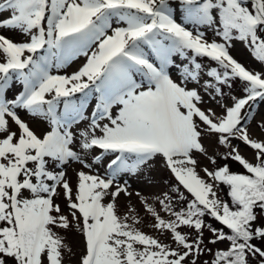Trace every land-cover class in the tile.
I'll return each mask as SVG.
<instances>
[{
	"label": "snow or ice",
	"instance_id": "6c2138e0",
	"mask_svg": "<svg viewBox=\"0 0 264 264\" xmlns=\"http://www.w3.org/2000/svg\"><path fill=\"white\" fill-rule=\"evenodd\" d=\"M237 44L264 65V0H0V264H264V71ZM157 160L151 235L118 201Z\"/></svg>",
	"mask_w": 264,
	"mask_h": 264
},
{
	"label": "rangeland",
	"instance_id": "374dc122",
	"mask_svg": "<svg viewBox=\"0 0 264 264\" xmlns=\"http://www.w3.org/2000/svg\"><path fill=\"white\" fill-rule=\"evenodd\" d=\"M7 35L11 36L14 40H20L22 39L21 36H19L16 33H7ZM233 55L236 56L237 59H239L241 62H243L247 67L251 69H255L256 71H264V65H260L259 63L255 62L246 52V50L239 44H237L236 49L233 52ZM83 62V57L77 58L74 60L70 66L66 69V71L70 74L71 72L77 70L79 66ZM225 92L227 94V89H225ZM232 94L239 95V84L236 85V87L233 88ZM202 107H212L214 111H216L218 114L222 111V109L215 103H205L202 105ZM91 111V109H89ZM25 119H28V117H24ZM261 117L259 115L256 116V120L259 121ZM34 128H36L37 131L40 130V127L38 126V123H34L32 125ZM83 126V124L81 125ZM251 132L253 136H259L260 133L258 129L256 128L255 124L251 126ZM206 145L209 143L208 141L205 142ZM234 143H237L240 145L239 151L242 155L246 156L248 159L252 158V151L244 146L241 142L235 141ZM211 150V149H210ZM220 151H223V149H220ZM201 162L203 164H207L208 161L201 157ZM228 163L231 165V168L235 172L243 171V169L239 166V164L228 161ZM80 169V165L76 163H72L67 168V175L69 179L75 183L76 182V172ZM101 173H103L104 169H99ZM124 179L128 182V192L131 193L130 196H126L124 194H121L119 197L118 205L120 208L121 213H125L128 211L129 207H132L136 210V212L140 215L142 218V225H137L138 227H142L143 231H145L148 234L151 235H157L156 232H154L151 227L148 225L151 223V217L146 214L143 206H142V199H147L148 203H155L156 197L162 196L163 193L168 191V186L170 183H174V181L171 178L170 173L167 169L163 167V164L157 160L152 168L145 169L143 173L138 175H131V176H125ZM58 203L61 204L63 207V200L58 199ZM209 222L213 223L215 226L219 227L218 224H216L214 221H211L209 219ZM187 231V229H186ZM205 236H209V233L206 231ZM162 239H165V237L161 236ZM67 243L72 247L73 251L78 255L81 249L80 239L78 233L72 231L67 233L66 237ZM207 243V241H205ZM255 243H259V241H254ZM225 245L220 244L217 245V247L223 248ZM209 247H212V245H209ZM203 260H208L209 256L204 255L200 258ZM73 260H75V257H73Z\"/></svg>",
	"mask_w": 264,
	"mask_h": 264
}]
</instances>
